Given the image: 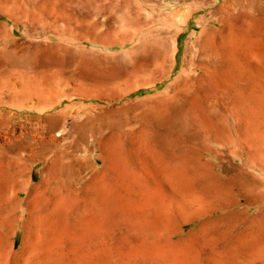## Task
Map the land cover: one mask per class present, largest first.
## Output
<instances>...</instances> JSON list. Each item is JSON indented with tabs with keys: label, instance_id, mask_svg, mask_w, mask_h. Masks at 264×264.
<instances>
[{
	"label": "rangeland",
	"instance_id": "1",
	"mask_svg": "<svg viewBox=\"0 0 264 264\" xmlns=\"http://www.w3.org/2000/svg\"><path fill=\"white\" fill-rule=\"evenodd\" d=\"M50 1L35 7L33 0H0V77H60L79 88L76 94L66 90L72 103L82 101L104 118L129 124L118 147L100 145L96 172H82L86 202L65 189L50 202L43 184L47 164L29 166L31 189L19 196L24 214L6 242L0 233V264H264L251 226L259 218L244 196L218 198L197 188L200 169L188 153L174 198L151 138L132 139L128 130L148 126L142 115L135 118L141 99L181 77L177 104L188 112L190 130L171 137L182 149L197 147L193 133L200 127L213 138L221 134L220 126L205 127L201 117L217 101L229 121L223 132L231 142L221 149L225 165L233 161V146L243 158L250 152L264 159V0ZM163 52L171 62L161 61ZM98 77H117V88ZM126 77H136L138 92L122 95ZM148 77L167 78L154 86ZM8 93L0 91L4 99ZM76 111L74 106L69 113ZM13 124L3 131L27 123L21 117ZM49 136L61 145L68 141L64 131ZM12 158L0 149V186ZM228 171L222 176L235 173ZM99 182L103 189L96 196ZM121 194L131 198L124 212L115 205ZM230 204L225 215L221 208Z\"/></svg>",
	"mask_w": 264,
	"mask_h": 264
},
{
	"label": "bare ground",
	"instance_id": "2",
	"mask_svg": "<svg viewBox=\"0 0 264 264\" xmlns=\"http://www.w3.org/2000/svg\"><path fill=\"white\" fill-rule=\"evenodd\" d=\"M33 1V6L37 7L39 6L38 1L44 3L50 0ZM49 3V7H51V1ZM170 58V55L165 52L160 57L162 62H171ZM172 67L173 63L171 69ZM103 78L108 80L106 83L111 87L117 88V77H98L99 82L104 81ZM133 78L136 77H126L120 88L122 95L128 96L139 91L132 83ZM166 78L148 77L154 86ZM180 78L175 77L173 82L164 87L161 92L141 99L140 105L143 107L140 108L139 117L135 118H145L148 121V126L146 125L147 128L139 127L136 131L129 128L133 137L131 138L138 139V141L151 138L154 144L153 150L156 152L154 154L159 155L162 159L160 163L169 178V185L173 191L171 195H174V198L178 199L179 196V179L176 177L182 169L183 156L188 153H191L196 161L197 171L198 168L200 169L195 183L197 188L209 189L218 198L230 195L236 197L238 193L244 196L246 205L257 213L255 219L259 218L257 221L253 220L251 226L256 236L254 246L261 251L264 257V159H257L250 152H246V156L243 158L242 155L236 153L233 146L232 149H228V152L233 155V161L229 166L225 165L223 162L225 154L221 153V149L231 142L229 135L223 132V130L228 131L229 121L227 109H221L220 103L217 101H214L209 108L206 106L202 109L201 117L205 127L213 123L220 126L223 129L220 131L221 134L213 138L211 133L205 132V129L200 127L193 133L197 147L192 151L182 149L177 144L178 140L171 137L173 134L190 130L187 129L190 128V124L185 122L188 112L181 110L177 104L176 94L181 89L178 85ZM188 81L190 79L185 78L183 84L188 85ZM67 89H72L74 94L79 91V88H70L69 81L62 84L60 77L28 75L16 77V81H12L11 77H0V91L9 92L5 94L8 95L6 99H4V95L0 94V131L2 132L9 124L12 125L16 119L21 117H24L27 123L20 124L22 128L19 130L12 128V130L3 131L2 138L5 139V142L0 144L1 150L13 155L12 166L8 168L4 183L0 186V233L2 234L1 239L5 242L14 222L20 220L24 214L19 208L21 204L19 196L31 189L29 166L32 163L45 162L47 164V174L43 184L49 193L48 200L50 202L55 200L54 194L63 189L73 195V198H79L86 202L85 196L81 193L82 172L84 170H89L91 173L96 172L98 161L103 159L100 145L110 143L118 147L125 129L123 126L129 124L121 118L116 120L104 118L99 113H95V108H91L82 101L80 104L72 103L73 98L71 93L66 91ZM74 106L77 111L74 116H71L69 111ZM197 116L195 114V117ZM68 119L71 120V123L66 128ZM55 130L64 131L65 137L67 136L68 139L65 144H58L53 138H50L49 135ZM200 130L203 131L201 134ZM90 150L92 153H89ZM217 159L219 161L216 163ZM243 165L246 166L244 171ZM203 168L207 169V173L202 171ZM228 170L234 171V175L223 177L221 172ZM248 170L251 171L248 173ZM207 174L208 180H206ZM246 176H249L248 182H245ZM241 186L245 192L240 190ZM101 188L103 189V182H99V186L95 189L96 196L101 195ZM234 189L237 192L233 193ZM129 195L121 194L115 198V205L122 212L131 208L130 206L128 208L127 205L131 203ZM231 206L230 204L221 208L225 215L229 214Z\"/></svg>",
	"mask_w": 264,
	"mask_h": 264
}]
</instances>
